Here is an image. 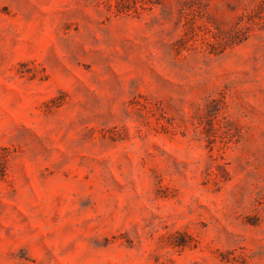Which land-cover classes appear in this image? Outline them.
I'll return each instance as SVG.
<instances>
[{
	"label": "rangeland",
	"instance_id": "obj_1",
	"mask_svg": "<svg viewBox=\"0 0 264 264\" xmlns=\"http://www.w3.org/2000/svg\"><path fill=\"white\" fill-rule=\"evenodd\" d=\"M0 264H264V0H0Z\"/></svg>",
	"mask_w": 264,
	"mask_h": 264
}]
</instances>
